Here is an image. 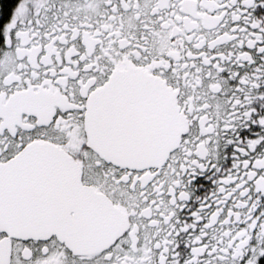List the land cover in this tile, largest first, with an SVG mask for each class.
<instances>
[{
    "label": "snow or ice",
    "instance_id": "6c2138e0",
    "mask_svg": "<svg viewBox=\"0 0 264 264\" xmlns=\"http://www.w3.org/2000/svg\"><path fill=\"white\" fill-rule=\"evenodd\" d=\"M0 264H264V0L0 7Z\"/></svg>",
    "mask_w": 264,
    "mask_h": 264
},
{
    "label": "flooded vegetation",
    "instance_id": "af4514ba",
    "mask_svg": "<svg viewBox=\"0 0 264 264\" xmlns=\"http://www.w3.org/2000/svg\"><path fill=\"white\" fill-rule=\"evenodd\" d=\"M10 0H2V3H0V7H2L4 4H9Z\"/></svg>",
    "mask_w": 264,
    "mask_h": 264
}]
</instances>
